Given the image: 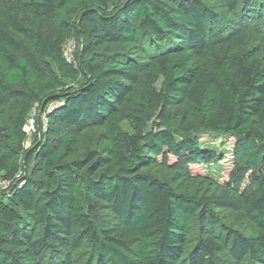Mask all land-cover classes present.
Returning <instances> with one entry per match:
<instances>
[{
  "label": "trees",
  "instance_id": "16d2710c",
  "mask_svg": "<svg viewBox=\"0 0 264 264\" xmlns=\"http://www.w3.org/2000/svg\"><path fill=\"white\" fill-rule=\"evenodd\" d=\"M0 264H264V0H0Z\"/></svg>",
  "mask_w": 264,
  "mask_h": 264
},
{
  "label": "rangeland",
  "instance_id": "374dc122",
  "mask_svg": "<svg viewBox=\"0 0 264 264\" xmlns=\"http://www.w3.org/2000/svg\"><path fill=\"white\" fill-rule=\"evenodd\" d=\"M76 49V42L72 41L68 47H67V54L69 57H73L74 51ZM73 53V54H72ZM33 119L31 118L29 120L28 123V129L31 133V136L37 131L36 125L32 124ZM205 145H207L208 147L214 148L216 149L218 152L224 153L225 155V160L222 162L223 163V167L221 165H213L210 168L206 167V168H202V167H194V172L195 173H203V172H208L210 170L212 171H219L223 168V172H222V179L221 181L226 177L227 174L229 173V170L231 168V163L229 161L230 156L232 155V149H233V140L232 139H226V138H222V137H217V136H213V137H209L205 138ZM220 173V172H219Z\"/></svg>",
  "mask_w": 264,
  "mask_h": 264
},
{
  "label": "built area",
  "instance_id": "2783aa9c",
  "mask_svg": "<svg viewBox=\"0 0 264 264\" xmlns=\"http://www.w3.org/2000/svg\"><path fill=\"white\" fill-rule=\"evenodd\" d=\"M53 109V108H52ZM46 120V119H45ZM32 124L35 125V120L33 119Z\"/></svg>",
  "mask_w": 264,
  "mask_h": 264
}]
</instances>
